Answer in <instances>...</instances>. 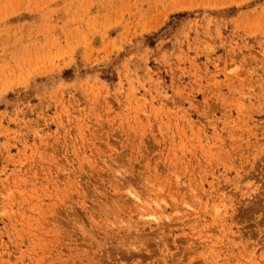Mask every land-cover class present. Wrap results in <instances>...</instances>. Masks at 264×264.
<instances>
[{
    "label": "rangeland",
    "instance_id": "374dc122",
    "mask_svg": "<svg viewBox=\"0 0 264 264\" xmlns=\"http://www.w3.org/2000/svg\"><path fill=\"white\" fill-rule=\"evenodd\" d=\"M0 264H264V0H0Z\"/></svg>",
    "mask_w": 264,
    "mask_h": 264
}]
</instances>
